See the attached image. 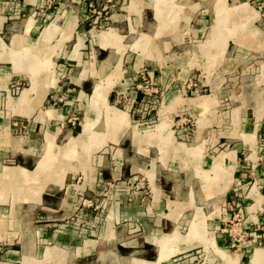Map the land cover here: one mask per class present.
I'll list each match as a JSON object with an SVG mask.
<instances>
[{
  "label": "crops",
  "instance_id": "1",
  "mask_svg": "<svg viewBox=\"0 0 264 264\" xmlns=\"http://www.w3.org/2000/svg\"><path fill=\"white\" fill-rule=\"evenodd\" d=\"M44 1L48 0H0V177L2 183L31 182L39 176L33 177V171L43 161L46 165L40 176L46 174L47 180L37 190L58 187L63 191L60 218H39L40 229L35 218H0V264H22L20 258L23 264H36L33 256L37 255L47 259L46 264H264L260 214L264 190L261 195L256 192L258 182L264 189V160L260 166L253 164L255 154L248 147L256 140L254 133L251 138H236L231 147L225 145L224 137L210 139L204 133L207 127L223 122L216 117L212 124L205 118L208 112L220 111L218 102L207 99L219 94L221 84L205 78L201 87L206 94L197 97L200 106L194 98H183L172 82L179 75L160 68L167 58V43L155 31L148 35L153 29L151 20L158 14L153 0H124L97 20L87 18L86 0H55L51 9L43 10ZM95 21L102 22L104 29L96 30ZM146 34L152 58L145 62L154 66L148 76L162 96L158 98L162 112L158 135H106L107 124L98 121L94 124L98 145L83 156L82 163L81 150L74 149L89 140L93 124L85 123L81 135L74 136L79 128L71 127L64 113L69 114L77 101L87 105L88 115L111 109L109 122L120 128L125 118L118 119L119 111H113L117 107L112 105L122 84L120 66L134 59V40L141 45ZM20 76L27 82L21 96L7 98L9 103L3 105L9 80ZM138 93L131 96L137 100L142 95ZM178 109L200 116L195 145L161 132L164 125L171 126ZM251 126L264 129V119L254 115L253 123L245 125ZM12 127H18L23 137H12ZM52 152L60 157L56 170ZM11 168L31 176L5 178L4 172ZM55 171L60 176L52 178ZM78 173L81 183L75 182ZM70 174L74 176L69 178ZM136 182L149 187L151 200L120 198L113 206L114 202L102 199L101 205L96 204L97 195L107 188L124 191ZM54 195L38 197L43 209L52 210L49 197ZM225 207L233 218L225 217ZM71 214L75 218H66ZM229 224L236 232L248 233V247L229 244L225 232Z\"/></svg>",
  "mask_w": 264,
  "mask_h": 264
},
{
  "label": "rangeland",
  "instance_id": "2",
  "mask_svg": "<svg viewBox=\"0 0 264 264\" xmlns=\"http://www.w3.org/2000/svg\"><path fill=\"white\" fill-rule=\"evenodd\" d=\"M123 1L86 0L87 18L92 20L94 17L95 20L99 16L102 18L106 11L120 6ZM54 2L55 0L44 1L42 9H51L55 5ZM90 2L93 3L92 8H89ZM153 4L155 5V12L157 11L158 14L154 15L151 20L153 29L148 35L152 36L155 31L156 37H160L162 42L167 43L165 44V56L167 58L162 62L160 68L162 70L167 68L179 75L172 80L173 85H177V90L183 92V98H194L192 101L197 106H200L197 97L206 94V88L201 87V83L205 78L208 83H220L221 91H219V94H212L207 99L208 101L218 102L220 111L212 112V114L208 112L207 116L203 114L207 122L211 120L213 124L217 118L222 119L223 122L221 121L217 127L215 126L217 124L207 127L208 132L204 131V133L210 139L215 136L224 137L227 140L225 145L229 144V147L233 145L234 140L236 142V138H244V135L251 138L250 134L254 133L256 140L252 143L253 146L251 144L248 148L252 147V154H255L252 161L256 160L257 163L253 164L260 166L264 160V129L256 126L249 128L245 125L253 123L254 115L259 116L261 120L264 119V109L253 111L255 107H264V105H261L264 104V0H153ZM101 8L105 9L101 10ZM101 23L95 21L96 30L104 29ZM148 35L146 34L144 42L141 40V45L138 44L140 40H134L131 47L136 54L137 61L134 60V57L131 62L126 61L120 66L121 70H124L121 79L122 84L120 87L118 86L117 98L115 104H112L117 107L113 111H119L117 117L122 116L123 119L125 118L120 128H117L116 125L112 126V123L109 122L111 121L109 118L113 117V115L110 116L111 109L96 111L94 115H88L85 111L87 105L77 101L69 114L64 113L66 114L64 116L65 121H69L71 127L79 128L76 129L77 132L74 136L81 133L80 130L83 129L85 123L93 124L89 140L78 146L79 149H74L75 151L81 150L82 163L84 161L83 156L91 154L93 147L98 145L96 141L99 137H94V124L96 125L98 121L99 124H107L108 128L106 129L108 131L106 135H110L112 132L114 134L124 133V137L158 135L157 128L162 123L160 121L162 112H159L161 99L158 98L162 96L156 90L158 86L154 79L148 76V72L154 71L153 64L145 62V58H152L150 56L152 48ZM143 56L144 61H142ZM26 83L23 76L9 80V92L3 95L1 103L3 105L9 103L7 98L18 99L21 96V91L26 87ZM133 92L135 94L140 92L142 95L136 100V95L131 96ZM159 92L161 91L159 90ZM61 102H63V97H60V104ZM45 104L47 105L46 102ZM175 113L171 126L164 125L161 132L171 134L179 141L186 142L187 145H195L194 139L198 136L199 127L197 124L200 116L196 115L195 112L180 109ZM101 127L103 128V126ZM15 129L11 128L12 137H23V133H20L18 127ZM57 143L60 146L63 144L62 142ZM212 145L215 144L212 143ZM47 151L48 149L45 148L43 150L44 154ZM69 151H72V149H69ZM242 151L248 152L250 150L244 149ZM17 152H19V149ZM54 153L52 152V154ZM54 155L55 158L51 161L52 166H54L53 170H56L57 167H60V157ZM10 164L13 163L10 162ZM15 165L21 164L16 162ZM22 165L29 167V164L25 162ZM45 165L43 161H39L36 168L40 170L42 167L45 168ZM19 169L21 170L20 167ZM33 172V177L39 176L31 182L27 179L21 182L17 180L2 183L3 176L0 177V218H18V220H21V218H35V225L40 229L41 223L39 220L41 219L39 218H60V205L58 203L62 200L63 191L59 190L58 187H55L56 189L52 187V190H37L47 180L45 179L47 175L44 174L45 177L40 176L37 169ZM24 173L20 172V178H17H26ZM52 173H54L52 178L59 175L56 174V171ZM28 174L31 176L30 173ZM72 176L74 175L70 174L69 178H72ZM82 181V174L75 175V182L81 183ZM140 183L142 182H136L132 186L126 187L128 190L124 191H117L116 189L109 191V188H107L106 191L97 195L96 204H100L102 199H107L106 201L114 202L113 206H115L120 198L148 202L151 200L152 193L146 184L139 186ZM49 184L51 183H46L45 188ZM256 188L258 194H263L262 184L258 182ZM45 193L55 194L54 197H49L50 203L54 204L52 210L43 209L42 200L38 202V197H42ZM120 193L123 195H120ZM91 206L94 207L95 204H91ZM225 213L226 218H233V216H228L226 207ZM236 214L239 217L241 215L240 212H236ZM260 214L264 218V209ZM66 218H75V216L71 214ZM225 232L229 237L231 246L240 248L249 246L247 232H236L231 224L226 226ZM20 234L22 235V232L18 228L17 237ZM33 258H37L36 264H46L43 262L47 259H42L41 255L33 256ZM93 259L95 260V256H93ZM58 260H60L59 257ZM18 262L23 264L21 258L18 259ZM244 263L247 262L244 261Z\"/></svg>",
  "mask_w": 264,
  "mask_h": 264
},
{
  "label": "bare ground",
  "instance_id": "3",
  "mask_svg": "<svg viewBox=\"0 0 264 264\" xmlns=\"http://www.w3.org/2000/svg\"><path fill=\"white\" fill-rule=\"evenodd\" d=\"M118 119H121L122 117H120V116H118L117 117ZM123 119V118H122ZM87 126H88V124H87ZM89 128V127H88ZM88 128H86V129H88ZM90 131V130H89ZM81 135V134H80ZM39 171V173L41 174V172H42V169H40L39 170V168L37 169V172ZM25 174V173H24ZM6 175V176H5ZM26 175V178L27 177H30L29 176V174H25ZM4 177L6 178V177H8V178H11L12 179V177H18V178H20V172L17 170V169H11V170H6L5 172H4ZM26 178H24V179H26ZM23 179V178H22Z\"/></svg>",
  "mask_w": 264,
  "mask_h": 264
},
{
  "label": "built area",
  "instance_id": "4",
  "mask_svg": "<svg viewBox=\"0 0 264 264\" xmlns=\"http://www.w3.org/2000/svg\"><path fill=\"white\" fill-rule=\"evenodd\" d=\"M92 7H93V3L90 2V3H89V8H92Z\"/></svg>",
  "mask_w": 264,
  "mask_h": 264
}]
</instances>
